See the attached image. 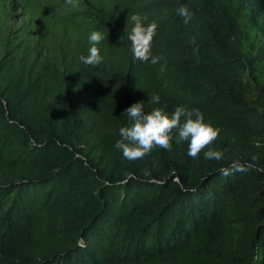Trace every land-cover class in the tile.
<instances>
[{
	"label": "trees",
	"instance_id": "16d2710c",
	"mask_svg": "<svg viewBox=\"0 0 264 264\" xmlns=\"http://www.w3.org/2000/svg\"><path fill=\"white\" fill-rule=\"evenodd\" d=\"M132 13L158 23L155 64ZM240 18L264 37V0H0V264H264V39L253 54ZM137 101L198 108L221 159L175 140L123 158Z\"/></svg>",
	"mask_w": 264,
	"mask_h": 264
},
{
	"label": "clouds",
	"instance_id": "9594fccd",
	"mask_svg": "<svg viewBox=\"0 0 264 264\" xmlns=\"http://www.w3.org/2000/svg\"><path fill=\"white\" fill-rule=\"evenodd\" d=\"M178 14L188 23L193 12L184 4L178 7ZM146 17L138 13L127 16L131 22L128 40L133 59L141 62L157 63L160 56L153 54V37L158 23L152 20L145 23ZM106 33L100 29H92L87 35V54H80L78 59L84 65L97 66L104 60L102 42ZM153 102H159V95L151 97ZM123 113L128 117V123L120 126L119 139L114 147L119 149L123 158L134 160L143 158L154 147L170 149L172 141L181 143L187 141V156L195 158L203 150L206 159H221L222 152L209 146L219 135L220 129L205 120L203 113L195 107L189 108L183 104L174 107L171 113L160 107L145 111L143 101H137L128 106ZM147 175V173H145Z\"/></svg>",
	"mask_w": 264,
	"mask_h": 264
},
{
	"label": "rangeland",
	"instance_id": "374dc122",
	"mask_svg": "<svg viewBox=\"0 0 264 264\" xmlns=\"http://www.w3.org/2000/svg\"><path fill=\"white\" fill-rule=\"evenodd\" d=\"M97 1H99L101 4H105L107 0H97ZM30 2L34 6H38L41 4V0H30ZM22 11L23 10L21 8H19L17 10V14H21ZM239 22H240L242 29L244 30V33H246L247 41L252 46L251 52L253 54H256L259 51L260 43L262 42L264 37H262V35L258 34L255 29L251 28V26L248 25V23H246V20L244 18H240ZM263 70H264V68H263Z\"/></svg>",
	"mask_w": 264,
	"mask_h": 264
}]
</instances>
